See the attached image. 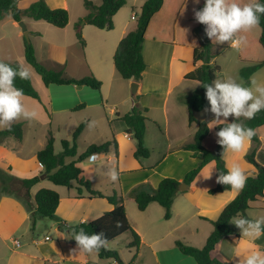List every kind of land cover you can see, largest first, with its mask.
<instances>
[{"label":"crops","instance_id":"1","mask_svg":"<svg viewBox=\"0 0 264 264\" xmlns=\"http://www.w3.org/2000/svg\"><path fill=\"white\" fill-rule=\"evenodd\" d=\"M35 1L37 0H19V7L25 10ZM45 1L51 8L67 9L69 23L64 28H56L45 21L23 17L22 21L29 31L30 41L35 48L37 59L52 69L63 68L65 70L70 64L76 72H82V77L93 73L103 84L100 90L75 84L46 86L41 76L35 71L39 81L43 82L42 90L38 91L31 76L30 78L40 94L41 100L23 96L25 107L37 113L34 119L42 120L43 125L46 127L48 125L47 130L50 129L45 104L49 106L51 112L58 108V105L53 104L51 100L50 87L61 86L64 90L60 91L69 98V108L75 110L79 106L78 104L83 103V107L80 109H84L87 122L84 129H92V133L97 134V137L95 136V139H92L88 145L103 143L98 139L100 135L107 136L105 142L113 137L116 139L117 154L113 149L108 153L96 154L94 164L102 162L101 156L105 155L109 156L108 160H111L112 156L107 154L114 153L118 162L119 174L122 177L129 173L142 172L145 174L133 185L143 182L152 188H157L159 182L166 177L182 181L186 173L196 168L202 161V154L193 155L192 152L181 148L183 144L192 141L197 130L196 123H189L187 100L192 92L200 86V83L185 79V76L194 68L192 56L196 42L192 34L193 8H196L202 0L198 5L194 4L193 0H163L162 8L151 19L145 35L142 53L147 68L141 79L136 81L139 84L138 106L147 108L146 116L151 120L157 123L161 122L163 134L167 139V145L160 147V152H158L160 155L154 161L151 160L154 155L153 140H156L161 134H154L152 124L148 123L145 145L150 150V157L137 160L134 155L135 141L126 131V124L121 119L136 105L133 104L130 92V83L133 80H125L121 77L113 59L121 39L136 27V13L146 0H127V3L113 16L114 28L112 30L99 29L82 20L87 14L84 0ZM91 1L100 3V0ZM243 2L247 3L248 0H243ZM0 23L1 25L7 24L12 28L11 34L3 32L0 35V42L7 38L6 44L10 51L17 47L22 52V57L19 60L24 67V63H27L24 56L25 37L19 22L8 14L0 19ZM77 23H80L82 28V35L86 42L84 47L76 36L75 26ZM258 31L255 28L252 32L244 33L247 43L242 46L241 57H248L249 60L246 62H250L251 65L264 59V49L259 43L261 32ZM185 46L190 48L192 63L190 67L181 69L180 64L186 62V57H184V50L180 51V49ZM161 47L167 48V51L164 52L167 61L165 64H160L158 61ZM152 49L154 50L151 52ZM145 50L151 54V63L146 59ZM28 65L30 64L28 63ZM160 65L161 72L158 70ZM241 68L242 65L238 67L237 73L246 85H251V80L256 77H259L260 83H264V67L256 71L248 83L240 74ZM70 77L77 78L73 75ZM238 83L240 82L238 81ZM85 89L93 92H86ZM100 97L102 103L96 100ZM157 98L159 101H156ZM104 102L112 104V111L118 114L117 118L113 119L118 122V125L112 126L113 128H110L109 132H107L103 120L100 119L103 116L99 117L101 109L105 107ZM204 109H210V107ZM204 109L195 113L197 121L201 119H197L196 114L202 113ZM93 120L98 121L94 128L89 127ZM227 120L220 117V121L226 122ZM20 122L24 123L23 139L17 141L9 137L0 144V168L12 176L24 179L38 176L42 172L43 167L36 156L38 151L45 147L47 137L43 136V139L37 142L35 149L26 151L24 148L26 126L30 122L25 119ZM101 122V131H99L97 123ZM214 123L217 126L221 122ZM257 133L260 145L256 150L255 159L264 164L261 162V158H264V127L257 129ZM215 139L218 140V137L216 136ZM156 142L158 143V140ZM253 148L254 144L250 141L245 143L243 150L239 153H224L223 159L227 167L232 163H239L247 176L254 175L256 169L247 159V155ZM85 161L79 164L83 169V177L92 182L94 190L103 193L93 181V167L86 166ZM89 167L92 168L90 171H88ZM213 167L211 179H204L201 175L207 174ZM216 180V163L211 161L203 167L187 190L181 191L176 196L171 208V217L165 226L159 227L158 223H156L157 225L150 224L143 230L131 223L141 238L139 248L135 249L136 260L140 264H197L193 257L183 254L178 249L176 241L181 240L188 245L203 247L214 230L212 221L219 217L225 206L240 192L230 189L215 194L208 193V190L216 185ZM42 188L57 191L60 195V204L56 210L55 220L41 218L32 229L30 210L35 209L34 196ZM104 194L108 195L109 193ZM30 195L31 197L27 201L15 195H0V264H118L114 259L101 258L98 253L85 254L79 253L78 250L73 251L77 249V244L72 240L71 227L82 222L92 221L112 210L114 206L106 198H91L85 191L79 195L75 184L73 187L58 186L47 179H41L33 186ZM155 203H150L146 211L152 208L160 215V209L156 207ZM247 215L252 219L264 216V197L251 203ZM144 248H146V252ZM250 249L264 251V235L258 239L249 240L242 237L240 229H237L236 233L226 235L216 244L215 249L211 252V257L221 258L235 264V255L237 253L245 254ZM130 253L133 255V250Z\"/></svg>","mask_w":264,"mask_h":264},{"label":"trees","instance_id":"2","mask_svg":"<svg viewBox=\"0 0 264 264\" xmlns=\"http://www.w3.org/2000/svg\"><path fill=\"white\" fill-rule=\"evenodd\" d=\"M204 2L205 0H202L196 8H202ZM258 2L264 4V0H258ZM126 3L127 0H100L99 4L91 0H84L87 14L82 20L86 24L93 25L99 29L112 30L114 28L113 16ZM162 6L163 0H146L136 13V27L119 42L113 59L115 67L123 79L139 81L146 70L147 63L142 53L143 43L151 19L160 11ZM8 14L17 22L22 21L23 17H28L36 21H45L56 28H64L69 23V12L67 9L51 8L45 0H37L25 10L19 7V0H0V19H3ZM259 26L261 28L259 43L264 49V15L260 17ZM75 31L79 42L84 47L86 42L82 35L80 23H77L75 26ZM192 34L196 42L192 56L194 68L185 76V79L200 83V86L192 92L187 100L189 123H196L197 130L193 135L192 141L183 144L181 148L192 152L193 155L202 154V161L196 168L188 171L182 181L166 177L159 182L157 188L152 192L144 190L141 184L132 188L128 195L135 200L139 211H145L152 202L159 203L165 210V219H170L171 208L176 196L181 192L180 185L182 183L190 186L203 167L211 161L216 163L217 176L220 171L227 172L228 167L223 159L224 150L222 146L216 141L214 147L210 149L205 146V141L212 134L216 135L220 128L227 123L238 122L252 128L255 131V135L251 139L254 148L247 155V159L254 165L256 173L247 176L248 179L244 189L225 206L219 217L215 221H212L214 230L203 247L188 245L181 240L176 241L178 249L183 254L193 257L197 264H231L221 258H212L211 252L223 237L237 232V227L230 223L233 217L239 215L250 220H255L247 215V210L250 209L251 203L259 201L264 197V164L257 162L255 159L256 150L260 145L257 129L264 127V110L257 113L253 119L248 120L241 117L239 121H236L234 118H228L226 122H221L211 129L208 128L209 123L207 121L199 122L195 119L196 112L210 107L205 95L206 89L202 85L212 84L219 75L220 67L215 63V58L219 53L215 44L212 39L207 37L205 26L197 23L194 20V16ZM24 56L27 63L41 76L46 86L50 84H75L78 86H88L94 90H100L102 87V81L93 73L82 78H72L66 77L60 69L48 68L37 59L34 46L27 39H25ZM0 61L10 65L14 69H18L21 66L19 61ZM262 67H264V59L252 65L242 67L240 74L248 83L251 76ZM15 86L23 89L24 96L41 100L40 94L34 87L31 78L21 80L17 76ZM81 107H83V104L77 106L75 110ZM146 112L147 108L135 105L131 112L121 117L126 124V131L135 141L136 150L134 155L137 160L150 157V150L145 145L146 129L148 121H150L149 117L146 116ZM23 126V122H16L12 124L10 131L1 129L0 144L9 137L21 141L23 139ZM84 127L85 123H81L74 131L71 140L63 139L61 141L62 150L59 153L55 152V138L52 131L49 130L47 143L43 149L38 151L36 156L38 162L43 167L42 172L38 176L21 179L8 174L0 168V195H15L27 201L31 197V188L41 179H47L58 186L73 187L75 184L79 195L82 191H85L91 198H106L114 208L92 221L82 222L71 227L72 233L73 230L78 232L80 228H83L86 234L89 235L103 232L108 243H110L121 235L130 232L132 241L128 244V247L138 249L141 238L129 221L123 197L117 195L116 192L106 196L102 192L94 190L92 182L83 177V169L79 166L81 162L92 157L93 154L108 153L112 149L117 154L118 146L116 139L113 137L100 144H90L81 155H78L77 139L83 132ZM230 189H232L230 186L216 183L214 187L208 190V193L215 194ZM34 203L35 209L30 210L32 229H34L37 221L41 218L56 219V210L60 204V195L57 191L48 188L40 189L34 196ZM72 240L75 241L74 238ZM98 255L101 258L114 259L118 264H126L116 250L102 248L98 252Z\"/></svg>","mask_w":264,"mask_h":264},{"label":"clouds","instance_id":"3","mask_svg":"<svg viewBox=\"0 0 264 264\" xmlns=\"http://www.w3.org/2000/svg\"><path fill=\"white\" fill-rule=\"evenodd\" d=\"M199 4L200 0H193ZM264 15V4L258 0H248L247 3H239L238 0H205L200 9L193 8L194 20L205 26L208 38L213 39L214 44L227 42L232 48L239 49L247 43L248 33L260 25V17ZM186 32V30H185ZM30 79V72L22 65L18 69L0 61V129L11 130V126L23 117L25 120L36 118L34 110H28L23 103V89L15 86V79ZM251 87H245L235 79L228 77L225 80L216 79L212 84H203L206 89V99L210 104V111L214 119L209 123V129L216 126L214 122L220 121V117L227 120L230 116L239 121L253 119L256 114L264 110V83L251 80ZM209 109H204L208 111ZM92 121L89 127H94ZM217 143L222 146L224 153H239L245 143L250 142L255 131L246 127L243 123L231 122L221 127L216 133ZM96 155L89 158L88 163L94 164ZM214 167L203 176L211 179ZM112 182L119 178V172L115 166L110 167L107 173ZM199 179V178H198ZM247 175L239 163H232L227 172L220 171L216 183L230 186L233 190L242 191L246 186ZM230 223L241 231L242 237L249 240L258 239L264 235V216L250 220L243 216L233 217ZM72 238L75 239L79 253H98L102 248H107L108 240L103 232L86 234L83 228L78 232L73 230ZM239 257L236 264H264V251L259 249L247 250L245 254L237 253Z\"/></svg>","mask_w":264,"mask_h":264},{"label":"rangeland","instance_id":"4","mask_svg":"<svg viewBox=\"0 0 264 264\" xmlns=\"http://www.w3.org/2000/svg\"><path fill=\"white\" fill-rule=\"evenodd\" d=\"M238 2L242 3V4L244 3L243 0H238ZM82 23H83V21H82ZM20 29L23 31L21 26H20ZM256 30H259L258 32L260 33L261 32L260 26L258 28H256ZM3 32L6 34H8V33L11 34L12 28L7 24L1 25V23H0V35ZM23 34H24V32H23ZM85 35H87V34H85ZM7 42H8L7 38L5 39V41L0 42V59L4 60V61H9V62H13V61H19L20 62L19 59H21V57H22V52L19 51L17 47L10 51L7 48V44H6ZM215 47L219 52L218 56L215 58V63L220 67V72H219V75L217 76L216 79L224 80L225 78L231 77V78L235 79L236 81L238 80L240 83L245 84L244 81L239 78L237 70H238V67H240V65H242V67H245V66L251 65V63L246 62L249 60L248 57H244V58L241 57L242 46L239 49H234L227 42H225L224 44H215ZM154 49H152L151 52ZM165 51H167V48L161 47V51L159 52V60H158L160 64L161 63H164V64L167 63L165 55H164ZM180 51H183V53H185V55H187V56L184 55V57H186V62L184 64L183 63L180 64L181 69H185V68L190 67V64L192 63V61L190 60V57H191L190 48L185 46V47L181 48ZM144 54L146 56L147 61L149 63H151L152 58L150 56L151 55L150 52L145 50ZM24 62H25V60H24ZM24 67L27 68L28 71L30 72V76H31L37 90L38 91H39V89L42 90V83L43 82L39 81V79L37 77L38 74L35 72V70L30 65H28V63H26V62L24 63ZM161 68L162 67L160 65L158 67V70L160 72H161ZM53 69L62 70L66 77H70L71 75H73L74 77L81 78L83 75V74H81L82 73L81 71L76 72L74 67H72L70 64H68V66L65 68V70L63 68H53ZM255 80L258 83H260L259 77H256ZM162 81H163V83H165L164 79H162ZM244 86L245 87H251L252 85H246L245 84ZM60 90H64L63 87L56 86V85H53L50 87L51 100L53 101V104L58 105V108L53 109L51 112L49 106L47 104H45V110L49 116L50 129L47 130L48 125H47V127H46V125H43L42 120H39V121L36 119L29 120L30 124L28 126H26L27 134H26L25 141H24V148L26 151H29L31 149H35V147H37V142L42 140L43 136L47 137L49 130H51L53 133V136L55 138V150L57 153H59L62 150L61 141L63 139L71 140L73 133L76 130V128L81 123L87 124L86 118L84 116L85 115L84 109L72 110V108H69L68 107L69 106V103H68L69 98H68V96H65L63 94V92H61ZM85 90H87L86 92H93V91H90L88 89H85ZM130 92H131V83H130ZM96 100L98 102L102 103L101 97H100V99H96ZM156 101H159V99L157 98ZM80 104H78V105H80ZM104 106L105 107L103 109H101L99 117L103 116L100 119L103 120V124H104V126H106V130H107V132H109L110 128L116 127L118 125L117 121H113V119L117 118L118 114L116 112L112 111V108H113L112 104L110 105V104H106V102H104ZM107 117H108V119H107ZM196 118L201 119V120H199V122L207 119L206 121H208V123H211L215 117H214V114H212L210 109H209L208 111H202V113L196 114ZM229 118L233 119V117H231V116ZM23 120H24V118L21 117L20 120H17L16 122H20ZM93 121L98 122L96 120H93ZM16 122H14V123H16ZM149 122L152 124V130H153L154 134H161L156 140H153L154 155L152 156L151 160L154 161L160 155L158 153V152H160V147L161 146L165 147L167 145V143H166L167 139H166L165 135L163 134V125L161 124V122L157 123L151 119H150V121H148V123ZM97 124H99L98 130L101 131L102 122L97 123ZM92 128H94V127H92ZM84 130L77 139L78 155H81L87 149V147L89 146L88 145L89 142L92 139H95V136L97 137V134L92 133V129H87L85 131ZM95 132H96V130H95ZM100 134H103V133L100 132ZM152 136L155 137L154 135H152ZM106 137L107 136H105V135H100L98 139L100 141L105 142V140L107 139ZM215 138H216V135L212 134L210 136V138L205 141V143H204L205 146L207 148H210V149L213 148L214 144L217 141ZM157 140H158L159 144L156 142ZM107 155L112 156V159L108 160L107 158L109 156H106V155H105L106 157L101 156L102 162H100L99 164H89L88 163L89 158L85 161L86 166L90 165L91 167H93V170H94L93 181L97 185L96 187H98L99 190L103 191V194L109 193L108 195H112L114 192H116L117 195L123 197L129 221H130V223H133L134 226H137L143 230H144V228H146L150 224L158 223V224H160V225H158L159 227L165 226L168 222L167 221L168 219H165V217H164L165 210L159 203L156 202L155 205H156V207H158L160 209V213H159L160 215H158L157 212L155 210H153L152 208L148 209L147 211L146 210L145 211H139L137 209V205H136L135 200L131 196H129L127 193L128 189L134 183H136L140 179H142V177L145 174L142 172L129 173V174L124 175L123 177L119 174L118 180L116 182H112L110 180V178L108 177L107 173L109 171V168L113 167V166H115L118 170V162H117V158H116L114 153H112V154L110 153ZM261 162H264V158H261ZM91 167L88 168V171H90V169H92ZM118 172H119V170H118ZM141 184L143 185V189L146 191L152 192L155 189V188H152L149 184L142 182V183H137V184L133 185L130 188V190L134 187L141 185ZM163 210H164V214H163ZM131 241H132V235L130 232H127V233L121 235L120 237H118L117 239H115L114 241L108 243L107 249L116 250L119 253L122 260L124 262H126V264H128V263L129 264H140L136 260L135 249L128 247V244ZM131 250H133V255H131V253H130ZM144 250L146 252V248H144ZM234 259H235V264H236V262L238 261L239 258L235 257ZM231 264H233V263H231Z\"/></svg>","mask_w":264,"mask_h":264},{"label":"water","instance_id":"5","mask_svg":"<svg viewBox=\"0 0 264 264\" xmlns=\"http://www.w3.org/2000/svg\"><path fill=\"white\" fill-rule=\"evenodd\" d=\"M83 23H84V21H83ZM19 25L23 29L25 38L28 41H30V34H29V31L27 30V27H26L25 23L23 21H20ZM131 95H132V99H133V104L138 105L139 104V102H138V98H139V84H138V82H136L134 80L131 81ZM187 188H188V186L186 184H184V183H182L180 185V190L181 191H185V190H187Z\"/></svg>","mask_w":264,"mask_h":264},{"label":"built area","instance_id":"6","mask_svg":"<svg viewBox=\"0 0 264 264\" xmlns=\"http://www.w3.org/2000/svg\"><path fill=\"white\" fill-rule=\"evenodd\" d=\"M47 239H48V237H47Z\"/></svg>","mask_w":264,"mask_h":264}]
</instances>
